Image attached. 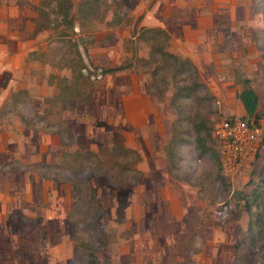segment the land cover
Returning <instances> with one entry per match:
<instances>
[{
    "label": "rangeland",
    "instance_id": "rangeland-1",
    "mask_svg": "<svg viewBox=\"0 0 264 264\" xmlns=\"http://www.w3.org/2000/svg\"><path fill=\"white\" fill-rule=\"evenodd\" d=\"M109 1L100 0L97 16L84 19L82 28L77 20L73 29L65 28L64 38L59 36L63 25L50 27L43 52L29 54L41 61L31 68L32 79L48 84L41 89L43 103L24 88L0 112V123L18 119L38 134L41 160L30 164L40 173L39 188L54 189L66 212L59 228L63 237L57 234L52 241L57 258L43 264H89L86 248L74 245L99 244L98 237L105 240L95 253L100 264H264V221L252 242L245 208L256 186L261 193L254 203H264V0H118L119 23L101 18ZM141 26L167 30L168 49L195 63L200 82L194 85V76L177 72L178 63L159 69L154 60L143 64L139 58L157 41L138 37L126 46ZM72 41L90 71V102L48 106L46 98L58 88L47 78L50 72L70 76L68 65L76 55ZM117 65L127 66L103 73ZM245 77L259 97V147L232 176H224L211 122L224 114L246 115L238 98ZM184 83L189 94L174 95ZM59 116L75 134L72 143L58 132L63 131ZM173 135L169 160L166 146ZM116 138L137 149L138 170H120L116 164L114 183L103 176L89 179L100 209L82 192L74 190L73 196L70 183L61 180L72 175L82 180L96 158L56 163L65 150L109 149ZM116 154L110 164L122 158Z\"/></svg>",
    "mask_w": 264,
    "mask_h": 264
},
{
    "label": "crops",
    "instance_id": "crops-1",
    "mask_svg": "<svg viewBox=\"0 0 264 264\" xmlns=\"http://www.w3.org/2000/svg\"><path fill=\"white\" fill-rule=\"evenodd\" d=\"M37 3L0 0V112L13 90L26 88L34 101L43 103L41 89H48L47 82L32 79L31 68L41 61L28 58L49 40L50 28L37 29ZM37 136L18 119L0 123V264H43L57 258L52 241L57 234L63 237L59 228L66 212L54 189L39 188L40 173L31 166L41 160Z\"/></svg>",
    "mask_w": 264,
    "mask_h": 264
},
{
    "label": "trees",
    "instance_id": "trees-1",
    "mask_svg": "<svg viewBox=\"0 0 264 264\" xmlns=\"http://www.w3.org/2000/svg\"><path fill=\"white\" fill-rule=\"evenodd\" d=\"M24 2V1H23ZM26 2V1H25ZM100 0H78L75 2L73 0H38L37 5H35V9L38 14L37 18V29L40 28H57L59 24L64 26L63 31L59 32L60 38H64L67 36L66 29H73L74 23L76 20L78 21L79 26L83 27V21L95 18L97 16ZM110 3L106 4L105 15L101 18L106 20L108 23H119L122 20V13L120 9V2L118 0H110ZM111 3H114L111 5ZM73 6L75 8L73 9ZM50 9V10H48ZM75 11V12H74ZM140 17V16H139ZM138 17V18H139ZM102 19V20H103ZM138 37H146L151 38L157 41L152 46L148 53L144 56H141L139 59L145 63L143 64H151V60H154L156 63L155 67L163 68L168 67L169 65H174V63H178L177 72L181 74H186L187 77L194 76V85L197 82H200L199 72L195 65V63L188 57V56H181L172 52L168 49L170 34L167 30H165L161 26H141L140 31L138 32L136 29L133 31L131 38L127 41L126 46L127 48L135 44V38ZM62 40V39H61ZM73 42V46L76 47V55L70 59L68 67L70 68V76L59 75L57 73H49L50 81H53L57 86V92L48 96L46 98V102L48 106L51 104L58 105L59 103L66 101L70 102L71 106H79L83 104H87L90 102L91 94L93 90V83L89 79L90 71L87 68L86 63L84 62L79 50L77 43ZM86 51V49L84 48ZM43 51H31L29 52L30 55H36ZM40 59V58H39ZM127 65H117L115 67L106 68L103 70L104 72H111L114 70H118L124 68ZM86 70L84 72L83 70ZM249 82V78H243L244 86L238 92V98L243 105V108L246 112V115H242V117H248L254 120L255 123L258 122V103L259 97L257 92L251 87L248 86L247 83ZM177 90L174 92V95L178 92L183 91V94H189V92H185V88H188V85L185 83L183 85H178ZM190 89L194 90V87L190 85ZM24 88H19L13 90L10 96L15 97L18 93H24ZM174 97L171 98V102H174ZM51 110H47L46 112H50ZM55 113L59 114L55 111ZM60 118V116H59ZM59 122L62 124L63 131L61 129L58 130L60 134H65L68 138V143H72L74 141L75 134L71 131L69 125L66 124L65 120L60 118ZM211 128V127H210ZM210 136L213 139L212 132L210 130ZM173 138L167 142V154L169 156V160L172 156V142ZM121 140V139H120ZM121 143V142H120ZM119 143V138L114 141V143L107 149L104 145H99L97 151L93 150H65L61 155V159L59 163H56L57 166L61 167L62 163H66L67 160L71 159L72 157L75 159H82L85 156L95 157L96 161H94L93 165H91V171L87 174L83 175L82 180H78L77 178L72 176H64L61 177V180L69 182L71 185V194L74 196V190L76 192H82L84 195H88L90 200L97 201V205L100 208L102 204L97 200V195L95 192V188L90 184L89 179L91 177H98L103 176L105 177L107 182L112 183L114 180L112 178V170L115 166L119 165L120 170H129L137 172V168L135 164L140 160V154L137 149L123 145ZM122 153L121 159L113 161L112 164L111 160L116 159V153ZM218 153V152H217ZM107 154L108 159H104L105 155ZM69 157V158H68ZM112 157V158H111ZM218 161L220 165V158L218 154ZM117 164V165H116ZM63 165V164H62ZM139 172V171H138ZM58 176V175H57ZM114 183V182H113ZM258 187H254L251 189V192L248 193V196H253L252 202L249 200L245 203V208L249 213L250 217L247 221L246 231L249 234V238L252 242H254V230L257 225L263 224L264 219H261L259 216H263L262 211L264 210V203L255 202V197H257L261 192L258 191ZM73 199V198H72ZM72 202H74L72 200ZM263 206L261 211H257ZM101 209V208H100ZM257 211V212H256ZM70 213V210L69 212ZM102 227V226H101ZM101 233L104 234L105 229L102 227L100 228ZM99 244L87 243L83 241H79L74 245L78 246L81 244L83 247L86 248V254L88 256L87 261L89 264H100L98 258L96 257V249L103 246L105 244V240L102 237H98ZM254 244V243H253ZM99 250V249H98ZM264 258V253H263Z\"/></svg>",
    "mask_w": 264,
    "mask_h": 264
},
{
    "label": "built area",
    "instance_id": "built-area-1",
    "mask_svg": "<svg viewBox=\"0 0 264 264\" xmlns=\"http://www.w3.org/2000/svg\"><path fill=\"white\" fill-rule=\"evenodd\" d=\"M212 136L217 142L221 173H232L259 147V128L254 120L235 113L224 114L211 122Z\"/></svg>",
    "mask_w": 264,
    "mask_h": 264
}]
</instances>
